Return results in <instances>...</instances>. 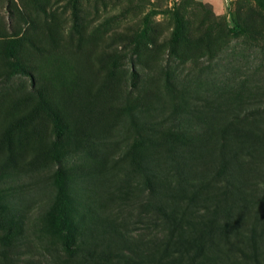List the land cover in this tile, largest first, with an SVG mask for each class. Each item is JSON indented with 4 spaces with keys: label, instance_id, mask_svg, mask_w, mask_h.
Returning a JSON list of instances; mask_svg holds the SVG:
<instances>
[{
    "label": "rangeland",
    "instance_id": "rangeland-1",
    "mask_svg": "<svg viewBox=\"0 0 264 264\" xmlns=\"http://www.w3.org/2000/svg\"><path fill=\"white\" fill-rule=\"evenodd\" d=\"M59 167L100 249L150 253L165 209L230 220L213 253L256 264L254 234L264 264V0H0V264L76 262L50 225Z\"/></svg>",
    "mask_w": 264,
    "mask_h": 264
},
{
    "label": "trees",
    "instance_id": "trees-1",
    "mask_svg": "<svg viewBox=\"0 0 264 264\" xmlns=\"http://www.w3.org/2000/svg\"><path fill=\"white\" fill-rule=\"evenodd\" d=\"M182 30L183 21L177 14L172 38L180 39ZM231 30L238 34L243 32L244 28L235 24ZM56 130L57 138L53 142L54 148L58 147L62 133L58 122ZM65 180V172L59 167L54 177L57 193L50 211V225L58 235L64 254L76 260L74 264H226L220 262L213 253V249L218 247L221 241L230 243L232 228L230 220L220 221L219 217H215L193 224L184 223L182 216L177 217L174 211L165 209L160 211L170 225L168 235L164 243L156 245L150 253L144 256L139 253L134 256L119 255L107 248L100 249L98 245L88 242L81 231L84 216L80 220H75L72 216V202L66 191ZM11 224V218L6 215L4 206L0 205V228L7 230L1 241L6 246H10L12 240ZM256 243V236L253 234L252 252L256 264H260L259 247ZM8 260V250L3 249L1 264H9Z\"/></svg>",
    "mask_w": 264,
    "mask_h": 264
}]
</instances>
